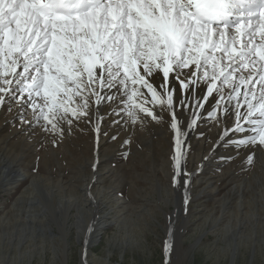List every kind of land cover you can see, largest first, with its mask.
Here are the masks:
<instances>
[{
  "label": "snow or ice",
  "instance_id": "snow-or-ice-1",
  "mask_svg": "<svg viewBox=\"0 0 264 264\" xmlns=\"http://www.w3.org/2000/svg\"><path fill=\"white\" fill-rule=\"evenodd\" d=\"M201 83L206 88L189 91ZM194 92L196 107L207 102L212 120L220 123L219 113L233 122L221 140L247 133L225 143L264 149V0H0V109L19 108L21 124L60 135L62 125L101 105L114 103L111 111L133 125L142 123L140 114L159 123L168 111L173 186L183 187L185 204L184 139L197 118L182 130L177 110ZM93 230L89 224L87 233ZM172 251L170 234L164 264ZM86 257L85 249L82 264Z\"/></svg>",
  "mask_w": 264,
  "mask_h": 264
},
{
  "label": "rangeland",
  "instance_id": "rangeland-1",
  "mask_svg": "<svg viewBox=\"0 0 264 264\" xmlns=\"http://www.w3.org/2000/svg\"><path fill=\"white\" fill-rule=\"evenodd\" d=\"M93 113H89L91 117L75 120L71 126L62 125L65 127L64 131L68 133L65 131L63 132L65 135L56 134L59 138L53 135L50 139L56 147L50 150L48 144L47 154L38 151L36 161L28 165L33 173H42L47 184H50V186H42L48 194V200L43 202L42 196L38 193L36 201L43 209V213L38 215L43 224L38 221L33 230L34 224L31 221V229L19 227L18 232L12 230L10 237L7 236L6 239L0 233V242H2L0 264H82L81 255L85 249L87 264H164V243L169 239L170 234L173 239V251L169 264H264V200L260 198V196L264 198L263 162L255 160V155L252 165H248L246 161L244 163L233 159L227 160L229 156L223 153L224 149L235 146L230 143H228L230 146L226 145L225 140H228V137L216 142L217 156L223 159V162L231 161L217 168L220 174L226 173L224 175L226 177L219 183L217 191L215 168V172L212 173L201 164L187 163L183 166L179 179L188 180L192 185L191 190L189 183L186 185L189 200L185 208L183 187L173 186L174 167L161 169L159 164L162 157L158 155L152 138L149 139L145 155L130 153L129 142L120 141L118 137L117 131H121L122 127L114 131L110 129L108 123H103L101 135L107 141L103 151L101 150L104 159L98 172L93 171L91 161L96 124L91 126L92 131L90 127L92 123L89 120L95 122V117L98 115ZM179 127L181 128V124ZM206 129L208 132L218 130L209 125ZM9 133L6 129L5 135L8 136ZM205 135L212 139L211 144L214 146V135L208 133ZM43 136L40 137V142L45 141ZM195 147L191 150L192 153L197 152ZM32 149L36 150V146ZM236 151L238 153L248 151L246 158L251 153V150L245 151L244 148L240 150L236 148ZM54 153L56 156L53 157ZM174 154L175 151H171L170 157ZM46 156L49 159H45ZM144 160H151L152 165L148 168L143 166ZM172 163L174 165V161ZM218 163H221L220 160ZM236 165L245 167L244 172L246 171L238 179L233 177ZM84 170L88 173L86 174ZM100 171L105 172L107 179L103 184L98 185L97 191L91 188L87 197L91 201L90 194L98 197V192L104 190V194L99 196V201L103 202V213L100 216L106 215L108 224L102 232L91 234V244L86 246L84 234L78 231L77 216L82 220L83 216L74 207L78 204L75 201V194L79 192V186L89 184L91 179L92 185H95L94 178L100 175ZM183 171L194 175L185 176ZM89 173L92 175L90 176ZM248 173L252 174L248 175ZM59 177L62 178L59 179L62 182L61 186L55 184ZM256 179L257 181L260 179L259 185ZM240 181H244L248 189L245 188L246 199L243 203L245 205L241 206L240 216L237 217L233 206L237 204V199L233 196L229 197L230 204L223 207L222 197L234 183ZM210 184L209 189L213 190L212 194H202ZM101 186L104 189H101ZM112 189H117L120 195L118 197L123 199L125 208L114 202L113 197L107 194ZM8 194L0 190V215L9 206L6 204L10 203Z\"/></svg>",
  "mask_w": 264,
  "mask_h": 264
},
{
  "label": "bare ground",
  "instance_id": "bare-ground-1",
  "mask_svg": "<svg viewBox=\"0 0 264 264\" xmlns=\"http://www.w3.org/2000/svg\"><path fill=\"white\" fill-rule=\"evenodd\" d=\"M205 87L206 86L202 83L200 84L199 88H196L195 85H192V86H190L189 91H191L193 88H195L196 92H199L200 88H205ZM195 94L196 93L194 92L192 97H188V106L187 107L182 106L177 110V117H178V120L181 121V123H180L181 129H183V130L186 128L187 122L189 123L194 116L197 118V126L194 129H188L187 137L184 139V149L183 150L186 151V158L182 161L181 167L185 166L187 163H191L194 165L195 164L196 165L201 164L202 167L207 168V171H212V173H214L215 169H216V184H217V191H218V189H219L218 185L220 182H223V179H225V177H226V176L224 177V175L226 173L224 174V172L222 171L223 174H220L219 170L217 168L220 165H224V163L225 164L230 163L231 161L228 162L227 160H232V159H233V161H236V162L240 161V162L245 163L246 155H247L248 151L238 153V151H236V147H233V146L226 144V145L230 146L231 148H229V147H227L228 149L225 148L224 149L225 152H223V153H226V155L229 156L228 157L229 159H227L226 161L223 162V159H220L217 156L216 149L218 146H216V142L221 140L220 137L223 135V132L225 130L230 129L233 122L231 120H229L227 116L220 117L219 113H218V119L220 120V123H217L216 121L212 120L208 116V114L204 111V109L208 108L207 102H204V109H200V108L196 107ZM181 95L182 96L186 95L184 90H181ZM149 100H151L150 96H149ZM174 100H175V97H174ZM211 100H212V98L209 97V101H211ZM114 106H115L114 103L112 105H101L100 107H101L102 111H99V112L96 111L95 107L89 109V113L90 112H96L98 115L102 116V119H100V121H99V128H100L99 133L94 131L95 132L94 133L95 134L94 135L95 141H93V142L95 144H93V146H92L93 147L92 148L93 160L91 161V163H93V168H92L93 171L98 172V170L101 167L100 164H102V162H103L102 160L104 159V157H103L104 154H102V151H103L102 149L107 144V141H106V138L101 135V131H103L101 128L102 127L101 125L103 123H108L110 126V129L112 128L114 131H117V129L122 127L121 131H117V133L119 135L118 137H119L120 141L126 140L129 142L130 147L129 146L128 147H129V150L131 151L130 153H138V154L145 155L147 150H148L147 146H148L149 139L152 138V140L154 141V144H156L155 149L158 152V155H160L162 157L161 164L158 163L159 166L161 167V169L163 170V169H168L170 167H173V163H172L173 161L170 157V152L175 151V132L170 127V123H169V121L171 120L170 113L166 110L162 112L161 106L158 104L153 105V104L149 103L147 106L152 108L157 114H161V112H162L164 119L161 120L159 123H157L151 117H148L144 114H140V120L142 121V123H136L135 125H133L130 122H126L128 118L123 113L117 115L114 112H112L111 108ZM17 111H19V108H14L13 111H8L7 106H5L3 109H0V190H2L4 193H9L8 198L10 200V203H6L9 205L8 208L6 207L4 210V213L2 215H0V233L2 236H4L5 239L7 236L10 237L9 234L12 232V230L17 231L18 230L17 228H19V227L25 228L26 230L28 227H29V229H31L30 227H31L32 222H33L34 226L32 229L35 230L38 221H40V223L43 224L42 219H40L38 217V215L43 213V209L41 208L40 204L36 203V201L38 200L37 199L38 193L42 196L43 202L48 200V194L45 192V190L42 188V186H44V187H45V185L50 186V184H47L46 178L44 177V175L42 173L41 174L33 173L28 168V165H31L32 162L36 161V154H38L37 153L38 151L40 153L41 152L46 153V151L49 150L48 144H50V150H52L56 147V144L51 143L52 139H50V138L53 137V135H55V137L59 138L57 136L58 134L56 135V134H53L50 132L42 133V130L38 127H33V126H30L29 124H21L19 122V120L16 119V117H15V113ZM28 119H31L30 115L28 116ZM95 119H96V117H95ZM76 121H79V120H76ZM89 121H91V123H92V124H90V127L93 126L94 123L97 124V120H95V122L92 120H89ZM208 125H209V127H213V129L218 128V130H211L208 132L206 129V127ZM77 126H78V124H77ZM63 128L65 129V127H63ZM104 128H106V127H103V129ZM6 129H8L10 132L8 136L5 135ZM91 129L93 131V127H91ZM208 130H210V129H208ZM65 131H63V132H65ZM125 131H126V134L128 132V135L125 134ZM66 133H68V131H66ZM90 133H91V131H90ZM114 133H116V132H114ZM198 133H201V135H198ZM206 133L211 134V136L214 135L213 136L214 146L211 144L212 139L210 140L209 138L206 137V135H205ZM43 134H44V136H43ZM63 135H65V134H63ZM244 135H247V133H231V136L228 137L229 138L228 140H230L231 137H233V136L234 137H240V136H244ZM42 136H43V140L45 139V141L40 142L39 139H41L40 137H42ZM67 139H69V138H67ZM64 142H65V140H64ZM67 144L68 143H66V145ZM124 144H125V142H124ZM34 146H36V150L32 149ZM194 146H196L195 148H197V150H196L197 152L192 153L191 150L193 149ZM244 150L245 151L251 150V152L255 151L254 152L255 158H256L255 160H259V162L264 163V149H261L259 145H256L255 148H253L252 146H249L247 148H244ZM43 153H42V155H44ZM162 153H164V155H162ZM220 154H221V152H220ZM54 156H56V153L53 154V157ZM134 156H136V155H134ZM105 157H106V155H105ZM46 158L49 159V157H47V156L45 157V159ZM106 158H108V157H106ZM43 159L41 161H43ZM28 160H30V161H28ZM81 160H83V159H81ZM95 160H96V164H95ZM219 160L221 162L220 164L218 163ZM79 163H81V162H79ZM40 164H41V162H40ZM77 164H78V162H77ZM142 164H143V166H146L147 168L149 165H152L151 160L150 161L144 160ZM94 165H95V168H94ZM79 167H81V166H79ZM66 168H67V166H66ZM244 168L245 167L242 168L241 165L240 166L236 165V169L233 172V175H234L233 177L237 178V179L240 176L242 177L246 172V171L244 172ZM250 169H251V167H250ZM84 172L86 174L88 173L85 170H84ZM99 173H100V175H98V177H95V178L93 177L94 180L96 181L97 185L96 184L92 185L93 183H92V179H91L89 184L87 183L86 185L79 186V192L75 194L76 195L75 201L78 204H75L74 207L77 208V210H79V214H81V216H83V220H82V218L77 216V218H78V222H77L78 231L80 234H84V236L86 234L88 235V238H89L88 245L91 244L90 243L91 242L90 235L94 234L95 232H98V231L102 232L104 227H106L108 224L107 219L105 218L106 215L100 216L103 213V207H102L103 202L99 201V196L104 194L103 193L104 190L102 192H98V197H95L94 195L90 194L91 195V201H90L89 197H87L88 193H90L91 188H92V190L94 188L95 191H97L99 188L98 185L103 184V181H105L107 179V177L105 178V172L100 171ZM249 174L250 173H248V175ZM91 175L92 174H90V176ZM83 177H85V176H83ZM51 179H52V177H51ZM59 179H62V178L59 177L57 179V181H55L56 182L55 184H58L57 186H61V183H62ZM257 179H256V181H257ZM52 180H54V179H52ZM252 180H249V181H252ZM259 181H260V179L256 182L257 185H259ZM235 182H237V181H235ZM189 186H190V190H191L192 189L191 182L189 183ZM209 188H211V184L202 192V194H206V193L212 194L213 190H210ZM245 188H247V185L244 181L243 182L240 181V183H234V185L232 187H230V189L225 194V196L222 197V199L224 200L222 202L223 207H225V205L230 204L229 197L233 196V197H235V199H237V204L233 205L234 206V212H235L237 217L240 216V210L239 209L241 208V206L244 207V205H245V204H243L244 200L246 199L245 192H244ZM101 189H104V187L101 186ZM107 194H109L111 197H113L114 202H116L117 204L119 203L120 206H122L123 208L126 207L124 205L125 203H123V199L118 197L120 195L117 193V189H112V190H110V193H107ZM260 198H262V200H264V198L262 196H260ZM188 200H189V194H188ZM6 204H3V205H6ZM187 204L184 203L183 207L186 208L185 205H187ZM252 204L254 205L253 202H252ZM246 208H247V206H246ZM184 212H185V210H184ZM89 224H92L94 227V230L91 233H87V228H88ZM2 240L4 242V239H2ZM0 243H2V242H0ZM11 245L12 244H9V246H11ZM4 247H6V246H4Z\"/></svg>",
  "mask_w": 264,
  "mask_h": 264
}]
</instances>
